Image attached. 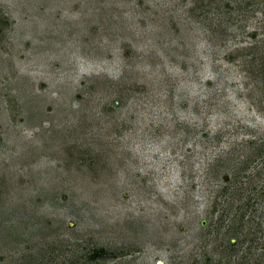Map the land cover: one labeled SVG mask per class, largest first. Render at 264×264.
<instances>
[{"label":"rangeland","instance_id":"rangeland-1","mask_svg":"<svg viewBox=\"0 0 264 264\" xmlns=\"http://www.w3.org/2000/svg\"><path fill=\"white\" fill-rule=\"evenodd\" d=\"M160 262L264 264V0H0V264Z\"/></svg>","mask_w":264,"mask_h":264},{"label":"water","instance_id":"water-1","mask_svg":"<svg viewBox=\"0 0 264 264\" xmlns=\"http://www.w3.org/2000/svg\"><path fill=\"white\" fill-rule=\"evenodd\" d=\"M204 224H205V222H204ZM160 264H162V262H160Z\"/></svg>","mask_w":264,"mask_h":264}]
</instances>
